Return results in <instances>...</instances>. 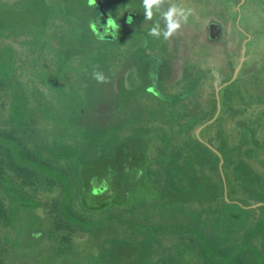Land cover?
I'll return each instance as SVG.
<instances>
[{
  "label": "trees",
  "instance_id": "obj_1",
  "mask_svg": "<svg viewBox=\"0 0 264 264\" xmlns=\"http://www.w3.org/2000/svg\"><path fill=\"white\" fill-rule=\"evenodd\" d=\"M96 14L87 0L0 2V264H264V204L244 206L264 202L258 93L240 77L221 92L223 112L202 131L221 168L196 134L217 110L215 94L208 109L193 100L202 70L186 68L183 92L137 100L124 76L147 43L96 33ZM123 154L125 167L139 157L125 198L99 168Z\"/></svg>",
  "mask_w": 264,
  "mask_h": 264
},
{
  "label": "flooded vegetation",
  "instance_id": "obj_2",
  "mask_svg": "<svg viewBox=\"0 0 264 264\" xmlns=\"http://www.w3.org/2000/svg\"><path fill=\"white\" fill-rule=\"evenodd\" d=\"M252 0H237V1H231L229 0L231 7L228 9L229 15L233 17V34L230 37L229 40V45H228V53L231 55L233 54L234 50L236 54L240 55V61L238 64L234 63L232 60H230L228 63H230V67H232L233 72L226 78L223 79V82L216 88L215 85L213 86V76H212V70L211 68H206L202 66L198 61L191 60L190 58H186L184 55L181 54L180 50L177 53V46L175 47H169V40L164 41L162 38L161 39H156L154 37H148L147 32L148 30L152 27L154 21H145V17L142 16L143 14V8H142V1L141 0H95V3L90 4L89 0H87L88 4L93 7L95 12H97L94 21L91 23L92 29L98 33H108L112 30L106 29L107 22L109 18L113 19L114 22L117 24V29L116 33L122 34V31L124 30H129V31H135V33L141 34L145 41H147V48L145 53L141 54L138 50H136V59H134L133 64L130 66V68L126 71V83L125 86L131 89L136 90L137 92V100L140 101H145L149 103H157L159 102L158 99H160V96H168L169 94L174 95L175 93H180L183 92L184 90V85L183 82L185 78V72L186 68H189V70H192V68H195V66L199 69H201L204 78L203 81L199 84H197L196 88L197 89V97L193 100H197L202 103V105L208 109L209 105L213 101V97L215 96L217 100V110H218V96H217V89L223 85L224 83L229 82L232 77L234 76L239 64L242 61L243 54H245V60L243 62V67L241 68L237 78L226 84L220 89V101H221V113L223 112V99H222V90L235 82L239 77L241 78V81L239 82V85L242 87L244 91L250 89V86L254 85V81H252V72L255 71L256 69H259L261 72L264 71L262 67L264 64V60L259 61V63H256V67L251 69V64L248 63V61L253 58V55L250 56L248 53V44L249 42L252 41L256 42V39L253 38L250 34L245 32L241 27H240V22L243 17V11L244 7L247 4H253L251 2ZM257 2V1H256ZM260 4L263 5L264 7V1L260 0ZM167 5H165V8ZM132 16L133 18V23L129 24L128 23V17ZM158 19V17H154V20ZM162 25L164 26V22L161 21V27ZM225 23L219 22L217 20H213L209 23V41L212 44H217L220 41H222L224 32H225ZM101 36V35H100ZM237 36L239 37L240 40L237 39ZM256 38V37H255ZM228 42V40H226ZM253 48V47H252ZM250 51V50H249ZM249 54V55H248ZM181 56L183 58H180V63L178 66V72L176 71L175 68V61L177 58L174 56ZM231 55L229 57L231 58ZM133 71L134 77L132 80L128 78L129 72ZM246 71V72H244ZM244 72V73H243ZM260 72V73H261ZM254 75V74H253ZM251 78V79H250ZM119 79V78H117ZM251 80V85L248 87L247 84L245 85V80ZM177 81H179L177 83ZM180 81L182 83H180ZM211 82L212 83V89L211 92L208 95H205V85ZM120 84V83H119ZM119 84L116 83L114 85L115 87H119ZM257 84V83H256ZM121 87V84H120ZM253 87V86H252ZM253 89V88H251ZM255 89V88H254ZM144 91H148L147 93H152L151 96L144 94ZM256 91V89H255ZM254 91V92H255ZM114 93H117L114 91ZM257 93V92H256ZM213 94H215L213 96ZM259 99L261 98V95L258 93ZM185 99H179L178 103L182 104ZM230 101L237 100L241 101L240 95L236 94L235 92L231 93V96L229 98ZM250 100L249 98H246L243 100V105L246 104V101ZM260 104L261 100L259 101ZM249 104L254 107L256 104H259L257 102H249ZM248 104V105H249ZM247 105V104H246ZM264 107V104L261 106ZM217 110L215 114L217 113ZM252 110H255L252 108ZM215 116V115H214ZM213 116V117H214ZM218 116V117H219ZM212 117V118H213ZM216 118V120L218 119ZM209 118L207 121H209ZM227 119L231 122L235 120L233 116H228ZM216 120H214L212 123H214ZM205 121V122H207ZM204 122V123H205ZM203 123V124H204ZM207 124L204 128H202L200 132V136L198 134L199 128L203 125L201 124L198 129H197V136L198 138L209 144H212L215 146L213 143L207 141L203 135L202 131L210 124ZM228 125H232V123H229ZM210 147V146H209ZM216 147V146H215ZM211 148V147H210ZM217 148V147H216ZM218 149V148H217ZM214 150V149H213ZM219 150V149H218ZM215 151V150H214ZM216 152V151H215ZM221 163V162H220ZM221 166V165H220ZM97 176V175H96ZM101 180V179H100ZM226 183V181H225ZM97 186L95 189H97L98 193H101V182L97 181ZM227 185V184H226ZM228 187V186H227ZM226 188V186H225ZM229 188H227V191ZM226 193V190H225ZM259 203V202H258ZM256 204V203H253ZM252 205V204H250ZM248 207L249 205H244ZM257 207V206H256ZM253 208V207H249ZM99 216L101 218V209L98 211Z\"/></svg>",
  "mask_w": 264,
  "mask_h": 264
},
{
  "label": "rangeland",
  "instance_id": "obj_3",
  "mask_svg": "<svg viewBox=\"0 0 264 264\" xmlns=\"http://www.w3.org/2000/svg\"><path fill=\"white\" fill-rule=\"evenodd\" d=\"M21 0H0L1 3H9V4H17ZM257 1V2H256ZM264 1V0H261ZM182 2L186 5L194 9V15L189 18V22L185 25L177 34H175L169 40V47L177 46V53L180 50L181 54L186 58H190L191 60L198 61L202 66L206 68H211L213 79V86L217 88L222 82L223 79L228 77L232 72V67H230V60L234 63L238 64L240 61V55L235 53L231 55L228 53V45L231 35L233 34V17L229 15L228 9H230L231 4L227 0H182ZM253 4H247L244 7L243 17L240 22V27L253 36L256 39L254 44L249 42L248 44V53L253 55L248 63L251 64V69L256 67V63L264 60V7L260 4V0H252ZM213 20H217L219 22L225 23V32L222 41L219 43L212 44L209 41V23ZM164 26L162 25V28ZM256 37V38H255ZM237 39L239 37L237 36ZM228 40V42H226ZM18 48L19 53L25 57L28 54V50L24 48V46L16 41L11 40ZM253 47V48H252ZM250 50V51H249ZM248 54V55H249ZM231 55V58L229 57ZM177 58L175 61V68L178 72V66L181 56H174ZM183 60V58H182ZM264 66V64H263ZM264 69V67H262ZM256 73V72H255ZM251 79V78H250ZM252 81H254V85H251V80H245V85L250 86L248 89V93L256 92L261 95V103L264 104V71L261 73H257L252 75ZM208 82L205 87V95H208L212 89V83ZM257 83V85L255 84ZM253 88V89H251ZM255 88V89H254ZM263 104H256L254 106L255 110L261 109ZM238 106V103H236ZM137 157L136 160H138ZM107 163L101 164L100 172L101 177L107 176L109 180V184L111 189L113 188L116 191L118 197H124L126 195V191L122 190L120 184L122 183L123 187L129 185L128 179L131 178V170L129 167L136 164V160H132V163L129 162L126 167L122 165V163L131 161L126 160V156L120 155L116 160ZM126 160V161H125ZM118 176L116 177V175ZM116 180V181H115ZM119 185V186H118ZM118 186L117 188H114ZM117 189V190H116ZM118 191V192H117ZM111 197V194L103 193L100 198L93 197L92 195L86 196V200L89 204H95L101 200V203H105ZM100 235V234H99ZM98 241H103L105 239L104 235H100ZM79 238L78 235L76 237ZM97 242L92 241L90 244L91 247H96Z\"/></svg>",
  "mask_w": 264,
  "mask_h": 264
},
{
  "label": "clouds",
  "instance_id": "obj_4",
  "mask_svg": "<svg viewBox=\"0 0 264 264\" xmlns=\"http://www.w3.org/2000/svg\"><path fill=\"white\" fill-rule=\"evenodd\" d=\"M89 3H95V0H89ZM165 5L167 7L165 8ZM143 14L145 21H154L152 27L148 30L147 36L156 39L170 40L185 25L188 24L189 18L194 15V9L186 6L182 0H142ZM154 17L158 19L154 20ZM161 21L164 27H161ZM128 23H133L132 16L128 17ZM117 24L109 18L106 29L112 30V36L116 37ZM147 43V41H145ZM92 78L98 83H109L108 77L99 70L94 68Z\"/></svg>",
  "mask_w": 264,
  "mask_h": 264
},
{
  "label": "water",
  "instance_id": "obj_5",
  "mask_svg": "<svg viewBox=\"0 0 264 264\" xmlns=\"http://www.w3.org/2000/svg\"><path fill=\"white\" fill-rule=\"evenodd\" d=\"M244 60H245V54H243L242 61H241V63L239 64V66H238V68H237V70H236L234 76L232 77V79H231L229 82L224 83L223 85H221V86L217 89V96H218V99H219L217 113L215 114V116H214L212 119H210L209 121L205 122V123L199 128V130H198V134H199V136H200V132H201L202 128H204L207 124L212 123V122H213L214 120H216V118L219 116L220 111H221V108H222L221 101H220V92H219V91H220V89H221L223 86H225L226 84H228V83L234 81V80L237 78V76H238V74H239L241 68L243 67V62H244ZM209 146H210L212 149H214V150L220 155V157H221V163H220V165H221V168H223V164H224V157H223V154H222V153H221V152H220L215 146H213L212 144H209ZM222 171H223V170H222ZM226 197H227V199H229V197H228V191H227V185H226ZM262 204H264V202H259V203H256V204H252V205H249L248 207H256V206H259V205H262Z\"/></svg>",
  "mask_w": 264,
  "mask_h": 264
}]
</instances>
